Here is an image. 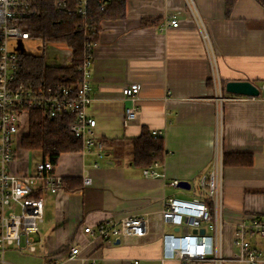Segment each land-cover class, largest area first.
Masks as SVG:
<instances>
[{
  "label": "crops",
  "instance_id": "obj_1",
  "mask_svg": "<svg viewBox=\"0 0 264 264\" xmlns=\"http://www.w3.org/2000/svg\"><path fill=\"white\" fill-rule=\"evenodd\" d=\"M193 1L210 45L186 0H126L123 19L101 23L87 115L96 120L105 155L99 158L81 148L60 155L55 172L62 184L55 193H42L45 211L37 249L10 247L8 264H90L84 257L97 264H182L163 257L162 235L180 234L169 223L145 237L119 241L92 239L83 228L125 216L157 218L167 198L200 196V179L216 154L223 165L227 254L237 251L233 246L237 223L264 215V98L225 89L229 81H249L257 88L264 82V5L236 0L228 13L226 0ZM171 15H178L179 27L162 31L160 25ZM43 50L36 55H44L49 66H68L63 63L68 54L72 64V51L64 43L50 42ZM129 83L140 86L133 118L126 111L132 101L122 92ZM218 94L225 100H217ZM143 129L162 132L165 154L162 161H155L160 177L143 174L155 162L145 166L133 161V139ZM38 152L32 160L29 153L25 158L15 156L12 170L31 173L44 159ZM84 176L91 177V184L84 183ZM174 179L188 182L190 188L179 192L181 187L170 184ZM253 243L264 247L262 240ZM73 246L80 247V253L70 258Z\"/></svg>",
  "mask_w": 264,
  "mask_h": 264
},
{
  "label": "built area",
  "instance_id": "obj_2",
  "mask_svg": "<svg viewBox=\"0 0 264 264\" xmlns=\"http://www.w3.org/2000/svg\"><path fill=\"white\" fill-rule=\"evenodd\" d=\"M36 1L0 0V264L9 263L7 250L10 247L36 251V235L45 211L42 193H55L62 184L61 177L55 172L56 163L48 158L40 161L31 173L20 174L12 170L17 148L22 147L21 139L26 133L23 131L29 129L30 111H45L50 118L73 116L68 130L81 141V151L95 153L99 158L105 155L104 144L96 135V120L87 115V108L92 102L93 52L98 43L93 39L92 28L86 32L88 53L79 67L81 78L77 83L60 89L36 91L31 85L17 80L24 52L15 51L10 42L36 39L21 23L38 14ZM65 4L63 1H55L56 8H62ZM186 7L210 45L194 1L186 0ZM86 11V0H83L77 12L84 15ZM179 25L178 15H171L162 22L160 29L165 31ZM258 90V96L264 98V82ZM139 91L137 83L126 84L122 89L124 97L132 101V105L126 109L128 118H133L138 110ZM217 100L224 101L225 98L218 94ZM152 134L162 137L159 130H153ZM94 167H99V164L95 162ZM159 167L160 164L155 162L143 170L144 176H162ZM222 169V159L216 154L211 169L200 179V196L192 200L167 198L157 218L144 214L125 216L120 220L106 219L96 226H84L83 230L92 239L119 241L124 237H145L151 229L169 223L176 226L180 234L162 235L165 259H177L182 264H261L264 262V247L260 248L253 242H264V215L237 223L233 239L237 251L227 254L224 249L227 222L223 215ZM83 181L89 185L92 179L84 176ZM179 182L174 179L170 184L179 187ZM201 229H204L203 233ZM79 253L80 247L73 246L70 258ZM81 259L97 264L95 259ZM131 264L138 263L134 261Z\"/></svg>",
  "mask_w": 264,
  "mask_h": 264
},
{
  "label": "trees",
  "instance_id": "obj_3",
  "mask_svg": "<svg viewBox=\"0 0 264 264\" xmlns=\"http://www.w3.org/2000/svg\"><path fill=\"white\" fill-rule=\"evenodd\" d=\"M55 1L37 0L35 7L38 14L21 23L32 37L43 43L66 44L72 51V64L65 67L49 66L44 55L22 54L17 80L31 85L36 91L60 89L77 83L81 78L79 67L88 53L87 29L92 28L93 39L97 41L104 20L123 19L126 14V0H86L87 11L84 15L77 12L83 0H59L66 3L62 8H56ZM257 1L264 5V0ZM235 2L226 0L228 13ZM29 116V129L21 139L23 148L41 151L44 159L48 158L54 163H57L62 153L80 150L81 141L68 130L73 116L50 118L42 110H31ZM164 154L162 137H155L150 130L143 129L141 135L133 139L132 157L138 165L162 161Z\"/></svg>",
  "mask_w": 264,
  "mask_h": 264
},
{
  "label": "rangeland",
  "instance_id": "obj_4",
  "mask_svg": "<svg viewBox=\"0 0 264 264\" xmlns=\"http://www.w3.org/2000/svg\"><path fill=\"white\" fill-rule=\"evenodd\" d=\"M10 44H12L13 49L15 51H20V52H24V53H32V54L41 53L43 48H44V45H45V51H47L50 48V43H41V41L38 39H28V40H23V41L22 40H16V41H11ZM51 46H53V45H51ZM67 56H68L67 61L65 60L66 58L64 57L63 63L66 65H69L71 63L70 62V56H69V54ZM25 131L26 130L24 129L23 132H25ZM34 151L35 150H29V149H25L23 147H18L17 151H16V157L18 159H20L22 157L25 158V156H27L29 153L30 159L32 160L35 152L39 154V152L37 150L35 152ZM177 190L179 192H185L186 191L183 188H177ZM228 264H235V263H228Z\"/></svg>",
  "mask_w": 264,
  "mask_h": 264
},
{
  "label": "water",
  "instance_id": "obj_5",
  "mask_svg": "<svg viewBox=\"0 0 264 264\" xmlns=\"http://www.w3.org/2000/svg\"><path fill=\"white\" fill-rule=\"evenodd\" d=\"M227 92L241 95H258V88L249 81H229L225 85ZM179 187L181 188H190V184L186 181H180ZM202 233L204 229L200 230Z\"/></svg>",
  "mask_w": 264,
  "mask_h": 264
}]
</instances>
